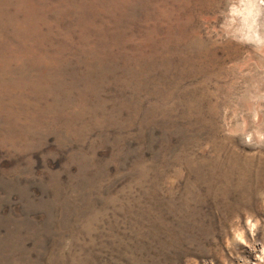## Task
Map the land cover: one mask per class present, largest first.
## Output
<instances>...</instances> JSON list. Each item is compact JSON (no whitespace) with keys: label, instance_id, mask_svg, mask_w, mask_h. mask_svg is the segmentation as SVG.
I'll return each mask as SVG.
<instances>
[{"label":"rangeland","instance_id":"obj_1","mask_svg":"<svg viewBox=\"0 0 264 264\" xmlns=\"http://www.w3.org/2000/svg\"><path fill=\"white\" fill-rule=\"evenodd\" d=\"M126 1L57 24L47 0L21 46L0 2V264H264V55L239 0L183 8L188 49L177 1Z\"/></svg>","mask_w":264,"mask_h":264},{"label":"bare ground","instance_id":"obj_2","mask_svg":"<svg viewBox=\"0 0 264 264\" xmlns=\"http://www.w3.org/2000/svg\"><path fill=\"white\" fill-rule=\"evenodd\" d=\"M47 0H38V5L34 2V0H0V2L3 4V6L8 9L11 8L13 4H16L15 9L12 11V14H1L6 17V21L8 22L7 25L11 26L13 29V33L15 35L14 43L17 46L24 45L22 39L26 38L31 39L33 37H41L43 38L44 34H42L43 29H49V25L47 24V20L43 18V14H40V9L43 4L46 3ZM72 1V2H71ZM93 4H88L86 2H81L79 4L74 3V0H61V5L65 8L63 10L57 9L54 11V16L56 19V23L60 24L62 21L60 19H64L65 17L70 16L73 13L77 14H83L82 19L84 18V8L87 7H97V11H100V7H104V11H106L108 8L114 6L119 10L126 11V7L129 1L122 2V0H114V1H103V2H97V0H92ZM156 1V0H155ZM159 3L163 4L167 7V5L172 4L170 3L171 0H157ZM177 1V4L173 8H168L171 12H176V19H175V26L173 29H177L178 32H175L176 34H179L182 36V39H185V45L186 48H190L192 46L193 40H191L192 35H188V29L191 24V19H188L185 24H182V20H180V13L184 12V9H188V16L190 15V10L193 7L192 0H175ZM136 8L137 10H145L149 9L153 3L154 9L157 10V3L154 2V0H135ZM134 3V4H135ZM238 6L233 8L231 10L232 15V22L238 23L237 29L235 31L236 34L239 35L240 38L246 40L247 42L251 43L253 45V48L259 53L260 55H264V0H239ZM196 4V6H195ZM194 6L198 9V6L200 8L201 1L196 0V3ZM60 7V6H59ZM26 8V10L24 9ZM28 9V10H27ZM153 9V10H154ZM19 10L22 12V19L19 18ZM39 12V17H41V23H38L35 20V17ZM167 14L164 13V16ZM168 18V17H167ZM82 19L79 21L80 24ZM177 20V22H176ZM56 24V25H57ZM83 25V24H82ZM178 39H181L178 38ZM103 42V41H102ZM99 47H101V43L98 42ZM105 45V44H104ZM151 45V44H150ZM155 46V45H154ZM150 47V50L154 49L155 47ZM22 49L25 53L31 54V58H34V60L39 56L38 54L31 51L30 47H24L22 46ZM155 50V49H154ZM233 51L231 54H233L234 57L239 55V50H241L240 47H237L236 49L233 48ZM249 53V52H248ZM247 53V54H248ZM249 55V54H248ZM199 58L201 59V69L205 70V66H211V65H218L220 63V59L217 56L216 52L208 51V52H202L198 54ZM195 58V57H194ZM188 62L191 64L192 61L188 60ZM240 239V238H239Z\"/></svg>","mask_w":264,"mask_h":264}]
</instances>
